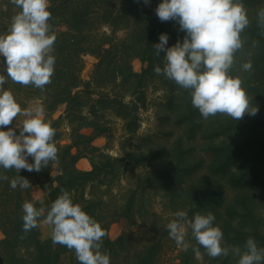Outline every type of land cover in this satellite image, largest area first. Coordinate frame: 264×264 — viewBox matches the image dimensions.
<instances>
[{
  "label": "trees",
  "instance_id": "obj_1",
  "mask_svg": "<svg viewBox=\"0 0 264 264\" xmlns=\"http://www.w3.org/2000/svg\"><path fill=\"white\" fill-rule=\"evenodd\" d=\"M160 3L162 0H149L147 5L143 0H49L48 10L52 13L49 23L56 35L52 82L42 92L32 85L23 86L8 79L4 89L13 94L22 108L43 104L44 119L56 130L54 143L58 148L59 163H50L39 172L21 169L18 175L31 185L24 190L10 186V181L17 176L14 169L0 168V175L8 176V180H0V232L3 234L0 238V264H60L64 256L70 257L71 264H79L74 251L53 245L51 237L43 240L41 226L28 233L23 231V203L32 202L40 207L41 199L34 197L35 188L45 193L42 199L45 207H50L63 191H67L73 203L79 204L101 225L107 233L101 252L109 254L110 264H153L156 261L162 247L161 240L134 249L130 256V252L124 253L127 237L115 241L109 231L120 220H126L130 225L135 218L145 220L147 217L135 211L139 205L143 206L140 202L143 190L165 188L161 185L165 183L167 173L171 174L173 170L170 166L158 172H137L136 166L143 165L148 157H142L140 151H129L124 144L119 148L120 155L111 154L112 143L116 140L114 118L126 123L129 146L138 136L140 112L146 108L147 89L152 82L159 80L167 90L170 87L175 91L178 87L187 93L174 81L154 72L155 66L163 69L165 53L157 56L153 46L159 43L161 34L169 37L172 27L178 23L159 20L155 9ZM242 3L246 10L253 12L250 13L249 26L242 33L247 38L244 51L237 53L236 64L229 74L233 78L248 79L243 88L259 110L256 115H245L238 121L228 117L235 125L222 130L225 139L220 147L214 145L209 149L215 160L213 174H229V180L235 186L252 177L253 187L260 189L264 188V121L260 123L264 108V29L257 24V13L264 8V0H242ZM19 11L21 9L11 0L0 1V35L7 34L12 17ZM252 41L258 42L257 47L252 48ZM166 47H172V44L168 41ZM249 52L252 53L253 67L251 72H244L240 64L249 59ZM88 55L95 57L97 63L91 79L85 80L83 71ZM135 59L144 64L141 72L135 71ZM4 67L3 57L2 75H6ZM22 118L18 115L11 125L2 127L3 131L12 128L19 135L17 125L22 124ZM237 124L243 133H235ZM102 138L108 142L99 146L97 142ZM28 158L34 163L32 157ZM137 158L140 161L136 162ZM82 159L89 160L90 170L79 168ZM233 167L235 172L229 169ZM216 181L204 178L189 188L191 193H200V198L206 200L205 214L208 213L206 209H211L215 220L218 218L216 207L224 199L222 185ZM247 199L245 196L227 208L223 246H239L243 250L247 239L253 238L258 248H264V230L253 211L255 201L252 199L248 207ZM241 204L248 209L250 218L258 222L253 230L247 229L243 223H235L234 214L239 209L237 205ZM155 214L151 212L147 216L152 220ZM195 257L194 251H189L188 260L182 264L198 263ZM238 259L230 254L214 258L210 264H238Z\"/></svg>",
  "mask_w": 264,
  "mask_h": 264
},
{
  "label": "clouds",
  "instance_id": "obj_2",
  "mask_svg": "<svg viewBox=\"0 0 264 264\" xmlns=\"http://www.w3.org/2000/svg\"><path fill=\"white\" fill-rule=\"evenodd\" d=\"M145 5L149 0H143ZM21 9L12 17L7 34L0 35V57L5 58L0 74V127H8L18 115L25 117L19 135L12 128L0 131V168L15 170L17 176L10 181L12 189L31 187L30 182L18 175L21 169L39 172L50 163H59L58 148L54 143L56 130L46 122L45 107L41 103L22 108L10 91L4 89L8 79L23 86L32 85L41 90L50 84L54 75V44L56 35L49 23L52 13L49 0H11ZM161 22L177 21L180 31L186 33L183 42L166 47L168 35L161 34L159 43L153 46L155 53H165V65L154 67L157 75L174 81L191 94L192 106L207 120L217 114L241 120L245 115L254 116L258 107L250 103L243 81L229 73L236 64L237 53H242L247 38L242 36L250 21L242 0H162L155 9ZM257 24L264 29V8L257 13ZM258 42L252 41V48ZM252 53L241 62L240 69L251 72ZM32 157L34 163H28ZM0 180L8 176L0 175ZM24 202L23 231L30 232L41 224L50 226L53 245H61L74 251L79 264H110L109 254L101 252L106 231L101 225L74 204L70 194L63 191L51 204L39 201ZM176 219L167 224L169 238L185 249V237L191 230L192 237L211 258L239 257L238 264H264V248H258L253 238L243 246H223V233L215 226L216 217L195 214L192 219L184 211L175 213ZM197 257L199 248L193 249Z\"/></svg>",
  "mask_w": 264,
  "mask_h": 264
},
{
  "label": "rangeland",
  "instance_id": "obj_3",
  "mask_svg": "<svg viewBox=\"0 0 264 264\" xmlns=\"http://www.w3.org/2000/svg\"><path fill=\"white\" fill-rule=\"evenodd\" d=\"M1 1V0H0ZM253 11L246 10L247 17L250 19V13ZM180 26L177 23L172 27V32L169 36V43L172 46L183 39L185 32L179 30ZM85 69L83 77L85 80H90L92 73L97 63V59L91 55L85 57ZM133 65L136 72L143 70L144 64L141 60L135 59ZM243 81L242 87L248 79L246 77L240 78ZM177 90H168L162 85L161 81L152 82L147 89L148 100L145 109L140 112V129L138 136L129 146L127 139L129 135L126 133V123L122 120L114 118V127L116 132V140L111 154L114 156L120 155L119 148L124 144L129 151H140L142 157H148L143 165L136 166L137 172L166 170L172 166V173H167L165 180V188L162 189H144L141 195V204L136 213L147 217L143 220H137L133 223L127 224L126 220H120L114 223L109 231L112 240H119L127 237L128 242L124 245L125 254L132 252L134 249L150 245L153 241H162V247L159 249L157 259L153 264H182V261L188 260V252L194 248H199L201 255L195 258L196 264H210V260L214 258L209 257L205 250L197 244L192 237L191 230H189L185 237V243L189 245L187 249L178 246L176 242L169 238L167 224L176 219L175 213L177 211H184L188 218L192 219L195 214H205V202L200 198V193L194 194L189 191V188L204 180L210 178L217 180L222 185L224 192L223 202L217 206L218 218L214 225L219 226L223 233V241L225 243L226 237L223 230L225 219H227V208L238 202L241 198L247 199V206L251 204V200L255 201L256 220L259 221V226L264 230V188H254V180L251 177L247 178V182L235 186L230 182L229 174L219 173L213 174L212 169L215 164L214 154L209 146L217 147L222 145L224 141L223 129L233 127V122L228 120L227 115L217 114L210 116L204 120L198 109L194 108L191 103L190 91L181 92L178 87ZM245 89V88H244ZM246 91V90H245ZM247 93V92H246ZM250 101V95L247 93ZM253 101L251 100L250 103ZM261 124L264 122V108ZM247 118V117H246ZM25 117L22 118L24 120ZM263 122V123H262ZM259 123V124H260ZM234 128L235 133H243L244 130H239L241 126ZM149 138V139H148ZM108 140L102 138L98 141L99 146L107 144ZM127 143V144H126ZM132 149V150H131ZM140 161L138 158L136 162ZM135 163V161H133ZM81 169H88L90 166L86 162H81ZM231 172H235L236 168H229ZM126 186V183H123ZM183 191L185 194L178 193L177 190ZM45 193L39 188L34 189V197L36 199H43ZM251 197V198H249ZM237 212L234 214L235 223H243L244 226L253 230L257 224L250 218L249 211L242 204L237 205ZM252 209V208H250ZM212 212V210H207ZM156 213L154 218L150 220L148 213ZM254 215V214H253ZM252 215V216H253ZM41 236L43 240L51 237V228L41 224ZM0 238L3 234L0 232ZM151 263V262H150ZM60 264H71L69 256H64Z\"/></svg>",
  "mask_w": 264,
  "mask_h": 264
},
{
  "label": "crops",
  "instance_id": "obj_4",
  "mask_svg": "<svg viewBox=\"0 0 264 264\" xmlns=\"http://www.w3.org/2000/svg\"><path fill=\"white\" fill-rule=\"evenodd\" d=\"M2 64H3V57H0V73H1V71H2ZM0 131H3V129H2V127H0ZM100 140V139H99ZM98 140V141H99ZM98 143V142H97ZM27 161H28V163H31V161H30V159L29 158H27ZM86 162L89 166H90V168H88V169H82V170H90L91 169V163L89 162V160L88 159H82L80 162H79V164H78V166H79V168H80V164H81V162ZM81 169V168H80ZM41 190V189H40Z\"/></svg>",
  "mask_w": 264,
  "mask_h": 264
}]
</instances>
